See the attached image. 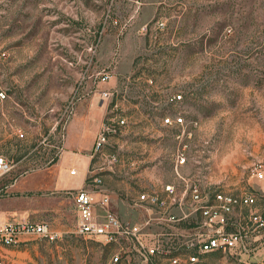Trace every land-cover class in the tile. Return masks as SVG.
I'll return each instance as SVG.
<instances>
[{
    "label": "rangeland",
    "instance_id": "374dc122",
    "mask_svg": "<svg viewBox=\"0 0 264 264\" xmlns=\"http://www.w3.org/2000/svg\"><path fill=\"white\" fill-rule=\"evenodd\" d=\"M3 51L0 153L11 169L0 175L1 202L11 184L57 156L85 99L126 119L93 158L110 166L100 175L123 216L136 215L129 201L143 188L177 182L179 152L184 174L232 192L253 189L252 209L264 212V181L252 177L264 169V0H0ZM105 71L112 95L101 101L96 80ZM177 115L197 122L191 137L163 123ZM111 153L123 163L105 164ZM57 232L6 248L4 264H110L111 250L76 227ZM251 258L264 264V230L263 252ZM236 262L225 252L206 256V264Z\"/></svg>",
    "mask_w": 264,
    "mask_h": 264
},
{
    "label": "built area",
    "instance_id": "2783aa9c",
    "mask_svg": "<svg viewBox=\"0 0 264 264\" xmlns=\"http://www.w3.org/2000/svg\"><path fill=\"white\" fill-rule=\"evenodd\" d=\"M164 25L159 23V27ZM7 56L5 51L0 52V70ZM112 76L105 71L96 80V91L102 100L112 95L111 89L104 87ZM6 96L0 88V99ZM180 99V93L171 97L173 102ZM163 123L180 126L178 138L191 137L197 124L187 122L181 115L167 116ZM125 124L123 117L106 115L95 140L94 155L104 154L110 136ZM108 162L117 164L123 160L111 153L105 164ZM186 164V156L179 152L177 182L143 188L129 201L136 215L126 217L119 211L121 198L105 187L100 174L93 173L89 178L91 187L74 194L78 213L76 232L107 246L112 252L110 264H132L134 257L139 264H206V256L217 252L230 254L237 264H256L251 256L259 247L254 243L263 244L264 230V212L252 209L257 202L256 193L253 189L232 192L218 184H205L200 178L183 173ZM10 169V161L0 153V175ZM75 172L71 170L72 174ZM252 177L257 184L263 182L264 169L255 167ZM59 235L49 223L26 217L0 222V264H4L2 251L6 248L30 238L53 240Z\"/></svg>",
    "mask_w": 264,
    "mask_h": 264
},
{
    "label": "crops",
    "instance_id": "0c3cea01",
    "mask_svg": "<svg viewBox=\"0 0 264 264\" xmlns=\"http://www.w3.org/2000/svg\"><path fill=\"white\" fill-rule=\"evenodd\" d=\"M105 116V102L84 99L77 104L59 139L57 156L47 166L16 180L11 184V196L5 202L0 200V222L26 217L47 222L57 231L76 227L78 213L74 194L81 188L91 187L89 178L93 173H102L93 158L95 140ZM108 182L106 178L104 185L110 189ZM15 198L24 200L18 204ZM254 245L263 252L262 242Z\"/></svg>",
    "mask_w": 264,
    "mask_h": 264
}]
</instances>
